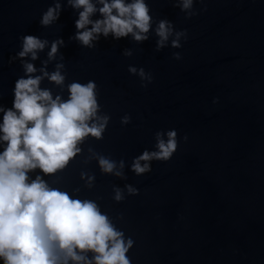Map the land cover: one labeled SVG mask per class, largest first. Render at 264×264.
I'll list each match as a JSON object with an SVG mask.
<instances>
[{
	"label": "water",
	"instance_id": "obj_1",
	"mask_svg": "<svg viewBox=\"0 0 264 264\" xmlns=\"http://www.w3.org/2000/svg\"><path fill=\"white\" fill-rule=\"evenodd\" d=\"M55 2L0 0V107H12L25 61L35 65L36 76L43 75L41 68L54 71L62 56L65 85L44 78L41 88L67 98L68 83L94 81L111 121L104 138H87L66 169L45 175L37 168L30 180L39 175L73 197L97 200L135 241L128 253L132 264H264V0H194L199 14L190 19L172 0H146L155 19L188 33L181 47H172L170 38L160 50L154 31L143 43L101 35L94 48H86L73 38L79 10L67 0H60L58 21L40 24ZM24 35L49 41L34 61L30 54L18 56ZM60 38L64 45L45 66L51 42ZM125 49L133 54L125 56ZM129 66L144 68L152 82L143 87L147 81ZM126 114L131 122L123 125ZM168 130L178 133L173 157L151 161L150 172H133V159L156 151L155 134ZM90 146L123 159L126 179L102 174L95 159L86 162ZM4 147L0 141V152ZM81 172L95 174L94 187L86 186ZM125 185L139 193L129 195ZM114 187L124 189L123 201L113 199Z\"/></svg>",
	"mask_w": 264,
	"mask_h": 264
},
{
	"label": "clouds",
	"instance_id": "obj_2",
	"mask_svg": "<svg viewBox=\"0 0 264 264\" xmlns=\"http://www.w3.org/2000/svg\"><path fill=\"white\" fill-rule=\"evenodd\" d=\"M70 7L78 11L75 20L77 29L74 39L86 48H94V41L103 35L114 39L131 36L134 42L143 43L155 33L157 50L171 46L181 47V38H187L186 30L176 31L167 19H155L146 0H67ZM175 6L191 18L199 13L193 11L194 0H172ZM63 6L60 0L49 6L42 14L40 24L49 27L60 19ZM99 13L102 18L92 19ZM153 25H155L153 29ZM21 58L31 55L38 58L49 41L36 35L22 36ZM62 38L51 42L48 61L55 60ZM132 50L125 49L124 55L131 56ZM180 60L179 52L173 53ZM25 76L15 82L14 100L11 108L0 107L3 122L0 124V141L6 143L0 152V260L3 264H132L128 253L135 241L125 236L112 217L102 211L94 199L73 197L69 192L53 188L37 175L29 173L39 168L45 175H53L68 167L84 151L87 138L99 141L104 138L111 116L103 111L99 103V87L89 80L86 83L72 81L67 84V98L53 95L51 89L41 88L47 78L63 88L67 78L63 70L66 65L61 56L55 70L43 75H32L37 71L33 63H23ZM128 71L139 75L143 87L152 82L151 73L144 68L129 66ZM131 122L124 115L121 123ZM166 137V139H165ZM156 151H144L135 157L131 170L137 175L151 171V161H169L177 151L179 141L176 130L155 134ZM185 136L184 140L187 141ZM86 162L95 159L102 174H111L126 179L123 159L116 160L89 147ZM88 188L94 187L95 174L81 172ZM129 195L139 190L125 185ZM79 191V189H77ZM113 199H125L124 189L113 188ZM122 218V216H121ZM94 253L88 257L87 253Z\"/></svg>",
	"mask_w": 264,
	"mask_h": 264
}]
</instances>
